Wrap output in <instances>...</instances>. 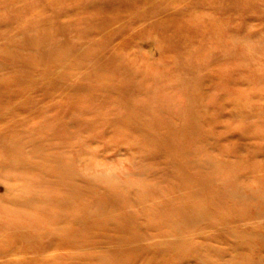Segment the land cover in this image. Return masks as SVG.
<instances>
[{
    "label": "rangeland",
    "instance_id": "1",
    "mask_svg": "<svg viewBox=\"0 0 264 264\" xmlns=\"http://www.w3.org/2000/svg\"><path fill=\"white\" fill-rule=\"evenodd\" d=\"M0 264H264V0H0Z\"/></svg>",
    "mask_w": 264,
    "mask_h": 264
}]
</instances>
